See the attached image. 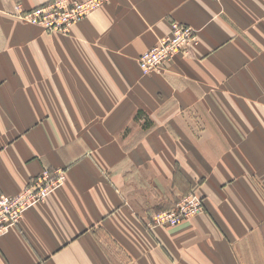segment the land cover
Returning a JSON list of instances; mask_svg holds the SVG:
<instances>
[{
    "label": "crops",
    "instance_id": "obj_1",
    "mask_svg": "<svg viewBox=\"0 0 264 264\" xmlns=\"http://www.w3.org/2000/svg\"><path fill=\"white\" fill-rule=\"evenodd\" d=\"M49 1L0 0V190L65 172L0 264H264V0H107L66 34L12 13ZM177 23L199 45L144 74Z\"/></svg>",
    "mask_w": 264,
    "mask_h": 264
},
{
    "label": "built area",
    "instance_id": "obj_2",
    "mask_svg": "<svg viewBox=\"0 0 264 264\" xmlns=\"http://www.w3.org/2000/svg\"><path fill=\"white\" fill-rule=\"evenodd\" d=\"M107 0H52L37 8L25 10L16 3L12 13L18 18L39 25L47 31L66 34L78 21L86 18ZM199 32L192 26L174 24L172 34L161 39L153 48L139 58L144 74L160 73L177 55L188 54L199 45ZM65 178L63 169H47L34 177L17 195H6L0 190V235L10 225L16 224L25 210L34 203L44 201L49 193ZM204 211V200L196 193H189L179 199L175 207L155 213L148 222L149 228L157 226L174 227Z\"/></svg>",
    "mask_w": 264,
    "mask_h": 264
}]
</instances>
